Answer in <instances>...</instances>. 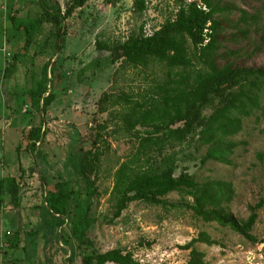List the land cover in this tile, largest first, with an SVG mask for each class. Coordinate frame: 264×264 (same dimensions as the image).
I'll use <instances>...</instances> for the list:
<instances>
[{"label":"rangeland","instance_id":"374dc122","mask_svg":"<svg viewBox=\"0 0 264 264\" xmlns=\"http://www.w3.org/2000/svg\"><path fill=\"white\" fill-rule=\"evenodd\" d=\"M135 1L90 0L85 8L66 21L63 38L46 22L31 33L35 36L33 44L25 48L26 30L36 26L38 20L47 18L44 3L54 13L56 5L65 12L68 0H41L40 4L35 0H17L18 7L25 10L14 22L7 19L10 18L12 4L16 2L0 0V74L5 70L3 51L12 53V56H7L9 61L5 62L10 71L7 77L4 75L2 86V98L10 107L8 121L0 122V138H5L0 143L4 148L0 150V177L5 158L8 164L6 177L19 182L20 187L18 206L12 202L11 196H6L5 211L9 221L4 223V227L12 234L7 241L10 250L1 248L0 243V262L5 258L6 264H68L69 258L73 257L76 259L73 264H80L78 246L69 236L70 217L65 226L69 228L63 229V239L59 242L57 238H53V242L50 239L51 217L44 210L47 195L43 179L51 185L80 181L82 154L92 147L96 135L100 134L104 155L96 184L99 195L95 197L90 213L96 220L90 233L96 251L106 253L121 249L125 254L131 253L138 264H187L191 251L183 247L197 239L199 234L207 233L218 244L197 243L195 248L205 255L209 264H264V244H253L215 223L206 224L193 211L183 207L163 208L135 202L120 219L111 223L110 194L114 187V173L121 164L136 156L139 141L135 132L145 134L142 128L127 133L118 112H127L126 96L133 101H142L156 82L165 79L166 74L161 66L142 70L125 67L122 61L113 64L111 53L100 45L113 47L124 43L142 28L146 34H154L166 22L176 19L182 0H144V13L136 11ZM218 2L219 8L223 9L217 16L221 23L218 31L219 53L224 58L221 62L231 60L239 65L264 67V42L259 40L261 30L257 27L264 24L262 3ZM243 10L250 15L261 13V21L252 27L238 23ZM244 31L248 34L243 35ZM17 33L23 37L21 45L19 40L16 41ZM24 51L31 56L29 53L21 55L20 52ZM190 53L192 58H198L194 56L192 46ZM13 54L19 58L15 60ZM50 62L56 63L53 78L49 77L54 83L55 100L45 114L47 136L36 152L26 153L27 144L23 143L20 148V140L28 135L30 127L43 122L42 113L32 108L30 92L36 90V83L41 82L44 67ZM3 99L0 98V116ZM117 101L118 106L115 105ZM101 108L106 112H101ZM206 113L208 115L211 111ZM106 124L107 129L102 131L100 127ZM229 139L238 145L230 157L231 165L215 161L202 164L207 148L197 140L177 147L179 169L176 176L187 169L199 183L225 181L233 184L235 195L226 210L240 221L249 218L251 206L263 203L252 231L254 237L262 240L264 89L261 109L246 118L243 130ZM169 200L177 203L182 197L175 194ZM188 200L191 201L190 198ZM77 206L78 203H74V207ZM75 211L78 212L79 208Z\"/></svg>","mask_w":264,"mask_h":264},{"label":"trees","instance_id":"16d2710c","mask_svg":"<svg viewBox=\"0 0 264 264\" xmlns=\"http://www.w3.org/2000/svg\"><path fill=\"white\" fill-rule=\"evenodd\" d=\"M89 1L68 0L65 12H62L60 5H56L55 13L44 3L47 18L38 20L36 26L32 25L26 30L25 48L33 43L35 36L32 34L36 28L46 22L56 28L63 38L66 35V21L85 8ZM240 1H260L264 14V0ZM135 7L138 13H144L145 1L136 0ZM220 12L223 9L219 8L218 0L216 4L215 0H182L176 19L166 22L154 34H146L142 28L124 43L113 47L100 45V48L111 53L113 64L122 61L125 67L142 70L161 66L166 74L165 79L156 82L151 93H147L142 101H133L130 96H126L128 110L118 112L127 133L142 128L145 134L135 132V138L139 141L136 156L121 164L114 173V187L110 194L112 224L135 202L163 208L183 207L193 211L206 224L215 223L253 244H264V239L259 240L252 235L263 203L251 206L249 218L240 221L226 210L235 195L233 184L225 181L199 183L187 169L176 176L179 169L176 148L190 141L197 140L202 147L207 148L202 164L215 161L231 165L230 157L238 145L229 138L238 135L243 130L244 120L261 109L264 67L239 65L231 60L221 62L224 59L219 53L218 31L221 23L217 18ZM260 21L261 13L250 15L243 10L238 23L252 27ZM257 27L261 30L259 40L262 43L264 24ZM242 34L247 35L248 31ZM191 46L194 56L198 58H192ZM14 59L17 60V56ZM55 64L50 62L44 67L43 79L36 83V90L30 92L32 108L43 115V122L30 127L28 135L23 137L20 144L21 148L26 143V150L30 152H36L47 136L45 114L55 100L52 88ZM9 71L10 67H6L5 77ZM115 105L120 104L117 101ZM207 111L211 113L207 115ZM101 112H106V109L101 108ZM100 129L105 131L107 124ZM102 143L103 137L98 134L92 147L83 152L80 161L81 180L77 183L66 181L51 185L43 179L47 195V207L44 210L51 217L50 239L57 238L58 242L63 239V229L70 217L71 228L67 226L65 229L69 228V236L78 246L80 264H138L131 253L125 254L121 249L106 253L96 251L90 239L91 229L96 223L90 213L94 199L99 195L96 184L104 155ZM170 150L172 153H168ZM175 194L181 196L182 200L172 203L169 199ZM7 195L18 206L20 187L16 180L9 177L0 180V213ZM74 203H78L79 213L75 211L77 207H74ZM197 243L208 246L218 244L207 233L199 234L197 239L183 247L191 251L187 264H209L205 255L195 248ZM75 260L70 257L68 264H73Z\"/></svg>","mask_w":264,"mask_h":264},{"label":"crops","instance_id":"0c3cea01","mask_svg":"<svg viewBox=\"0 0 264 264\" xmlns=\"http://www.w3.org/2000/svg\"><path fill=\"white\" fill-rule=\"evenodd\" d=\"M12 1H17V0H12ZM36 2H37V4H40V0H35ZM15 4V5H14ZM14 4H12V6H11V15H10V18L8 17V19H7V21L8 22H14V20L15 19H17V17L20 15V13L22 12V7H18L19 5H18V2H16V3H14ZM8 8H9V6H7ZM25 10V9H24ZM23 10V11H24ZM21 30H22V27L20 28ZM19 40V41H18ZM22 40H23V37L19 34V33H17V37H16V41H18L19 42V45H21V44H23L22 43ZM33 44V43H32ZM31 44V45H32ZM30 45V46H31ZM28 51H24L23 53H21L20 52V54L21 55H28ZM3 56H4V69L6 70V65H7V63H5V62H7V61H9V59L7 58V56H12V53H10V52H8V51H3ZM30 54V53H29ZM14 55V54H13ZM35 55V54H34ZM16 55H14V57H15ZM30 56H31V54H30ZM19 58V57H18ZM5 70L0 74V98L1 99H3L2 98V95H3V93H2V86H3V78H4V75H5ZM1 106H3V108H2V113H1V118H0V122H2V121H8V108L10 107V106H8V105H6V102L4 101V99H3V103L1 104ZM1 133V132H0ZM1 136V135H0ZM4 137V136H3ZM4 139L5 138H0V143L1 142H4ZM22 140H23V138L20 140V143L22 142ZM4 150V148H3V145L1 144V146H0V150ZM17 152L20 154V150H18V148H17ZM28 151L26 150V153H27ZM19 157H20V155H19ZM20 160V159H19ZM7 167H8V164L6 163V161H5V158H4V161H3V165H2V177H0V180L1 179H4V178H7L6 177V173L8 172L7 171ZM12 178H13V176H11ZM17 183H19V182H17ZM5 200H6V197H5ZM6 204H4V206H3V210H2V212L0 213V217H1V222H0V243H1V248H3V249H8V250H10L8 247H9V245L7 244V241H8V236H11V231H5V227H4V223L6 222V221H9L8 220V216H7V212L5 211V206ZM8 233H9V235H8ZM4 257V256H3ZM5 262H7L6 261V259L5 258H2V260H1V262H0V264H6Z\"/></svg>","mask_w":264,"mask_h":264},{"label":"built area","instance_id":"2783aa9c","mask_svg":"<svg viewBox=\"0 0 264 264\" xmlns=\"http://www.w3.org/2000/svg\"><path fill=\"white\" fill-rule=\"evenodd\" d=\"M8 235H9V233H8Z\"/></svg>","mask_w":264,"mask_h":264}]
</instances>
